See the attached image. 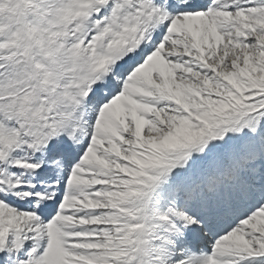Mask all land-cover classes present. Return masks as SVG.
I'll list each match as a JSON object with an SVG mask.
<instances>
[{
  "label": "snow or ice",
  "instance_id": "snow-or-ice-1",
  "mask_svg": "<svg viewBox=\"0 0 264 264\" xmlns=\"http://www.w3.org/2000/svg\"><path fill=\"white\" fill-rule=\"evenodd\" d=\"M0 264H264V0H0Z\"/></svg>",
  "mask_w": 264,
  "mask_h": 264
}]
</instances>
